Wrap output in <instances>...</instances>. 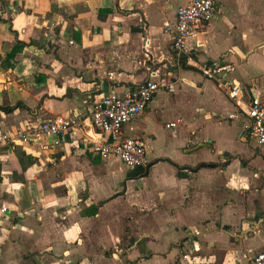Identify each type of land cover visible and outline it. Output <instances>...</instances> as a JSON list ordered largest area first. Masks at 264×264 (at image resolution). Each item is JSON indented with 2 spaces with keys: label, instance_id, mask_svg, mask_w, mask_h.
Returning <instances> with one entry per match:
<instances>
[{
  "label": "crops",
  "instance_id": "1",
  "mask_svg": "<svg viewBox=\"0 0 264 264\" xmlns=\"http://www.w3.org/2000/svg\"><path fill=\"white\" fill-rule=\"evenodd\" d=\"M188 1L0 0V264H246L264 250V148L243 127L250 91L264 101V0H217L189 37L194 62L163 31ZM211 59L235 71L205 79L196 63ZM150 70L175 90L123 127L147 166L90 152L94 102ZM69 115L77 133L14 136Z\"/></svg>",
  "mask_w": 264,
  "mask_h": 264
},
{
  "label": "built area",
  "instance_id": "2",
  "mask_svg": "<svg viewBox=\"0 0 264 264\" xmlns=\"http://www.w3.org/2000/svg\"><path fill=\"white\" fill-rule=\"evenodd\" d=\"M217 8V0H189L176 9L173 23L164 22L163 31L172 36L171 50L177 57L194 62L189 37L201 31L204 24L215 17ZM196 66L203 78L218 83H223L225 75L235 71L233 63L214 59L198 62ZM232 81L228 87V96L234 104L240 105L241 87L239 83ZM174 90L173 81L158 76L156 70H150L146 79L127 92L102 95L94 102L89 119L91 126L101 138L98 140H90L86 136L82 138L88 142L89 151L97 153L102 159L115 156L128 167H146L145 142L140 138L126 136L123 127L145 111L157 92L172 93ZM227 118L237 121L242 119V113L229 114ZM244 118L245 133L264 148V101L257 89L250 91ZM82 122L83 119L79 115L59 116L17 129L14 136L22 142H28L32 137L61 138L80 131ZM165 126L175 127L176 123L169 122ZM246 264H264V250L250 258Z\"/></svg>",
  "mask_w": 264,
  "mask_h": 264
},
{
  "label": "trees",
  "instance_id": "3",
  "mask_svg": "<svg viewBox=\"0 0 264 264\" xmlns=\"http://www.w3.org/2000/svg\"><path fill=\"white\" fill-rule=\"evenodd\" d=\"M10 54H12V56H13L14 52H12V53H10ZM10 54L8 53V55H10Z\"/></svg>",
  "mask_w": 264,
  "mask_h": 264
}]
</instances>
